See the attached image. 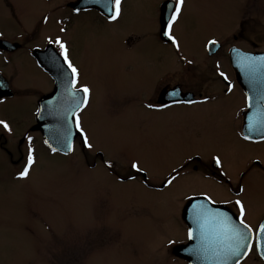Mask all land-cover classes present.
<instances>
[{"label":"rangeland","instance_id":"374dc122","mask_svg":"<svg viewBox=\"0 0 264 264\" xmlns=\"http://www.w3.org/2000/svg\"><path fill=\"white\" fill-rule=\"evenodd\" d=\"M68 1L11 3L22 25L35 27L43 38L59 36L67 45L69 58L80 71L79 82L91 89L90 104L80 116L94 145L91 151L105 155L113 167L97 158L92 167L80 147L68 156L52 154L34 133L28 136L33 138L36 163L28 179H18L28 141L19 144L23 132L7 118L12 132H0L7 140L0 148V264H178L170 260L166 243L185 239L180 212L186 196L204 191L224 200L230 195L211 182H185L179 187L178 182L167 193H130L127 186L101 178L128 172L129 162L135 161L159 180L187 157L209 160L219 155L222 172L238 183L246 158L258 149L237 141L233 120L225 114L229 106L212 101L150 112L136 105L152 99L149 96L166 83L214 92L215 74L212 61H206L205 41L218 37L228 45L229 16L235 12L239 22L248 11H239L241 0H186L175 26L181 43L177 54L158 40L161 0H123L122 16L111 24L94 14L73 15L63 5ZM6 8L7 1L0 0V31L15 35L21 25ZM252 12L245 17L264 23V13ZM18 63L22 80L36 79L26 62ZM132 99L137 100L135 105ZM30 102L2 106L0 114L12 109L26 117ZM244 185L240 199L250 219L256 220L264 214V177L253 174L252 183Z\"/></svg>","mask_w":264,"mask_h":264},{"label":"flooded vegetation","instance_id":"af4514ba","mask_svg":"<svg viewBox=\"0 0 264 264\" xmlns=\"http://www.w3.org/2000/svg\"><path fill=\"white\" fill-rule=\"evenodd\" d=\"M7 1L8 10L7 15H10L14 19H16L21 25V29L19 33L15 35L6 36L0 31V41L9 43L10 45L7 50L0 49V61L2 62L0 66V76L3 77L7 83V88L11 93L10 97L1 98L0 107L11 105L16 103L18 100L28 99L31 102V107L29 110L28 116H17L13 112L12 109H5L3 112L6 115L0 114V120H7V118H11L13 126H17L23 132L21 140L19 144L23 143L28 134H39L37 131H33V127L35 126V117L38 112V102L39 100L54 92L56 84L57 88L62 92L63 87L60 84L62 80L65 79L66 68H62L60 65L62 62V58L54 56V53H59V47L55 44H49V36L42 37L39 30L35 27L28 29L25 23V26L22 25L21 19L15 15L16 6L13 10L11 0ZM76 0H70L66 2L65 7L68 11H70L73 15H79L81 13L84 14H94L100 19L101 22L105 24H111L115 21H109L106 17L99 13L96 9H92L90 11H81L77 14L74 9L70 7V4L75 2ZM248 5V6H247ZM247 6V8H245ZM247 9L248 13L244 15L238 22V17L234 14L229 16V26L228 32L230 33V43L225 45L221 42V39L210 37L205 41L204 53L207 59L212 61L211 70H213L215 74V79L213 80L214 92L208 93L201 91V87L197 89L196 86L193 88H185L184 84L175 83H166L161 86L158 91L154 94H151L149 97V101L143 99L141 103V107L136 105L142 111H150V112H163L176 107H191L197 105H203L207 103L220 102L223 106H229V112L225 114L228 115L233 122H231L233 129H235L237 134V141H241L244 146L248 148L258 149V153H254V155H248L246 158V167L243 170L238 172V183H233L227 176L222 172V167L217 168L212 160H204L202 157L198 155H194L192 157H187L182 160L180 163L174 167L176 170L170 168L164 177L159 180H154L152 175L149 174L145 169L143 172H135L130 168V171L124 172V170H120L119 173H115L112 175V178H101V180H105L106 182L116 183L120 186H127L126 190L130 193H167L169 191H174L178 182H181L179 185L187 182L188 184H197L203 182H211L213 186L221 191L228 193L230 197L222 198L224 200H217V198L213 197L210 193H196L187 195V200L181 208L180 217L181 222L184 225L186 230L185 239H181L177 241L175 244L169 245L167 249L168 256L171 261H176L178 264H189L184 258L178 257L173 253V250L179 246H185L188 244L189 240L187 239V231L188 226L185 223L183 215L184 210L189 204V197H194L195 199L201 198L204 200L205 195L212 197V199L216 202L215 204H209V207L221 206L225 210V212L231 213L235 217L239 216L238 206L235 205V201L237 199L241 200L240 197L246 192V186L244 185L246 181L249 182V185L252 183V176L261 175L264 177V138H262L260 133H251L252 139L245 140L243 139L244 135H248V117L252 116L257 112L260 104H258L260 90L259 88H253L249 82L248 77L244 72L241 71L239 64L241 60L246 56H254L260 57L264 56V23H261V19L255 17L246 18V15H249V12L255 11L256 15H260L264 13V1L260 2V0H241V6L239 11H244ZM158 30L160 33V11L158 13ZM237 17V22L235 21ZM255 21V22H254ZM261 26V29L255 27ZM254 26V28H253ZM158 33V40L164 45H170L166 43L164 38L160 36ZM216 40L218 44L209 51L208 41ZM171 46V45H170ZM172 47V46H171ZM39 59V60H38ZM55 61V62H54ZM26 62V64L31 68L33 73L36 75V79H31L29 81L22 80L24 79L22 71L20 70V64L18 63ZM185 64V62H184ZM187 67V65H185ZM223 72L227 76V80L224 79L220 75ZM60 79V81H58ZM203 84V81L201 82ZM83 84L79 82V86ZM44 86V87H43ZM231 86V91H229V87ZM45 88V89H44ZM176 89L178 91V96L175 99L181 101H195L194 103H173V97L169 95L170 92ZM83 96V93H81ZM248 97H252L251 103L252 108L248 107L249 99ZM135 102L137 100L132 99ZM139 100V99H138ZM148 102H153L157 105L160 104H170L171 107L163 108L162 110L149 109L146 107ZM86 108L80 113L83 114ZM3 116V117H1ZM5 131L2 126H0V132ZM40 135V134H39ZM7 140L0 136V148H4L6 146ZM80 147L82 151H84L86 155L87 163H92V167L95 166L94 158H97L101 164H105L107 161V157L103 154H99L98 152L93 154L91 150L85 149L82 147L81 137L78 136L74 141L73 151L75 148ZM10 155V154H9ZM106 157V158H105ZM191 158V159H190ZM13 163V162H12ZM183 165V167H182ZM176 172L179 173L177 179L173 182V184L168 185L166 181L171 178L172 175H176ZM223 173V174H222ZM134 176L135 179L131 177ZM201 177L203 179H201ZM88 184L92 183V179H87ZM113 183V184H114ZM243 188L244 191L240 192L239 190ZM200 191V192H201ZM242 201V200H241ZM243 202V201H242ZM245 221L249 224L254 233L257 230L258 226L261 223H264V214L260 215L256 220L250 219V215L248 210H246ZM253 250L245 255V257L240 261V264H264L263 259L260 257L258 252L256 251L254 241ZM104 255V254H102ZM191 254L188 253L187 256Z\"/></svg>","mask_w":264,"mask_h":264},{"label":"snow or ice","instance_id":"6c2138e0","mask_svg":"<svg viewBox=\"0 0 264 264\" xmlns=\"http://www.w3.org/2000/svg\"><path fill=\"white\" fill-rule=\"evenodd\" d=\"M122 3L123 0H84L83 8H74V11L79 14L81 11H90L93 8L97 9L102 15H105L109 21H117L122 16ZM186 7V0H161L160 5V36L164 38L166 43H169L177 52H181V43L175 34V26L180 22L183 17L184 9ZM47 21V17H45ZM61 31L65 29L61 28ZM49 44H55L59 47V53H54V56L62 58L61 66L66 65L65 79L60 82L63 91L55 101L49 102L50 114L53 116L61 117L63 120L62 135L65 141L68 142V150L72 151L69 138L78 133L82 140V147L88 150H94V145L88 132L82 124L80 113L89 106L91 89L88 85L79 86L80 71L73 64L69 58V49L67 45L61 40L59 36L55 39L49 38ZM218 44L216 40L208 41L209 51ZM55 62V61H54ZM187 63H192L191 60ZM239 67L242 72L248 77V82L253 88H259L260 95L258 104L260 107L257 112L248 117V135H244L243 139L251 140V133H260L264 138V56L244 57ZM220 75L227 80V76L221 72ZM0 87H7L3 82H0ZM231 91V86L228 89ZM83 93V96H81ZM172 96L173 103H194L195 101H181L175 99L178 96V91L173 89L169 93ZM248 107L252 108V97H248ZM2 102V101H0ZM146 107L149 109L162 110L163 108L171 107L170 104L157 105L153 102H148ZM0 126L7 132L11 133L12 128L5 120H0ZM60 131V129H57ZM31 136L27 137L28 147L26 149V162L23 169L18 173L17 178L21 180L28 179L30 170L36 163L35 149L32 147ZM45 143H48L45 141ZM54 152L56 148L52 149ZM191 159V158H190ZM212 160L217 168L222 167V160L219 155L212 157ZM113 161L108 160L105 162L106 166L111 169ZM129 166L135 172L145 171L138 162H129ZM183 167V165H182ZM176 171L175 169L173 170ZM223 174V173H222ZM179 175H172L166 181L168 185L173 184ZM135 179L134 176L131 177ZM243 192L244 189L239 190ZM190 206L187 209L188 216L194 225L189 227L187 231V239L194 241L192 247L186 248V251L195 256L198 260L203 261L204 264H240V257L247 255L253 250L252 241L253 229L246 223V207L245 204L237 199L235 205L238 206L239 216L233 219L227 212L221 211L217 208L209 207V204L216 202L212 197L205 195L204 200L197 201L194 197H189ZM256 249L259 250L262 257H264V223H261L256 230L255 236ZM176 241L170 240L169 245L175 244Z\"/></svg>","mask_w":264,"mask_h":264},{"label":"water","instance_id":"95a60500","mask_svg":"<svg viewBox=\"0 0 264 264\" xmlns=\"http://www.w3.org/2000/svg\"><path fill=\"white\" fill-rule=\"evenodd\" d=\"M83 6H84V0H77L75 3L70 4V7L72 9L77 8V7L83 8ZM103 16L106 17L105 15H103ZM9 46H14V45H10L9 43L0 41V49L7 50L9 48ZM58 81H60V79H58ZM0 82H3L7 85L5 79L1 76H0ZM57 84H58V82H57ZM57 84H56V87H55V90L53 93H51L47 96H44L39 100V102H38L39 109H38V112H37L36 117H35L36 124L33 127V131H38L40 133V135L42 137L43 144L48 149L52 150L53 148H56L57 151H55V152H59L61 154L68 155L72 151L68 150V142L64 140L63 135H62L63 120L61 117L53 116L50 114L51 110L49 107V102L55 101L56 98L58 96H60V94H61V91L59 90V88H57ZM10 96H11V93L9 92L7 87H0V99L5 98V97H10ZM57 129H60V131H57ZM73 132H74V135H72L69 138L72 149H73V143H74L75 139L78 136H80L78 133H75L74 126H73ZM45 141H47L48 143H45ZM195 200L200 201L203 199L197 198ZM189 206H190V202L183 212V215H185V214L187 215L186 217L184 216L183 220L187 224L188 228L194 227V225L192 224V222L188 216V212H187V209L189 208ZM212 206H213L212 208H217V209H220L221 211L225 212V210L221 206H214V205H212ZM228 214L230 216H232L233 219H236V217L234 215H232L231 213H228ZM253 237H254V234H253ZM194 243H195L194 241H189L188 244H186L185 246H179V247L175 248L173 250V253L178 257L184 258L189 264H204L203 261L198 260L193 255L187 256V254L189 252L186 251V248L192 247L194 245ZM257 252L264 261V257H262V255L258 249H257ZM244 257H245V255L241 256L239 258L240 261Z\"/></svg>","mask_w":264,"mask_h":264}]
</instances>
